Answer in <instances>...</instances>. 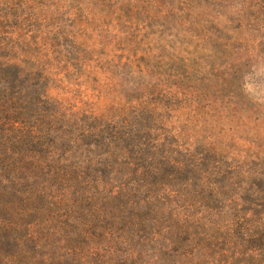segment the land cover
Wrapping results in <instances>:
<instances>
[{
	"label": "trees",
	"instance_id": "16d2710c",
	"mask_svg": "<svg viewBox=\"0 0 264 264\" xmlns=\"http://www.w3.org/2000/svg\"><path fill=\"white\" fill-rule=\"evenodd\" d=\"M49 84L40 53L0 34V264H61L76 208L109 223L99 235L118 263L264 264V155L186 154L144 112L67 114ZM46 208L63 212L57 226Z\"/></svg>",
	"mask_w": 264,
	"mask_h": 264
},
{
	"label": "rangeland",
	"instance_id": "374dc122",
	"mask_svg": "<svg viewBox=\"0 0 264 264\" xmlns=\"http://www.w3.org/2000/svg\"><path fill=\"white\" fill-rule=\"evenodd\" d=\"M0 34L40 53L67 114L109 123L141 111L186 154L212 142L232 162L264 155V0H0ZM50 208L57 226L63 212ZM74 216L61 264L123 263L99 235L109 223Z\"/></svg>",
	"mask_w": 264,
	"mask_h": 264
}]
</instances>
